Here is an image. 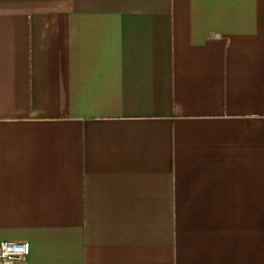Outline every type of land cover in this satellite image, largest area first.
Returning <instances> with one entry per match:
<instances>
[{
    "label": "crops",
    "instance_id": "obj_1",
    "mask_svg": "<svg viewBox=\"0 0 264 264\" xmlns=\"http://www.w3.org/2000/svg\"><path fill=\"white\" fill-rule=\"evenodd\" d=\"M4 239L264 264V0H0Z\"/></svg>",
    "mask_w": 264,
    "mask_h": 264
},
{
    "label": "built area",
    "instance_id": "obj_2",
    "mask_svg": "<svg viewBox=\"0 0 264 264\" xmlns=\"http://www.w3.org/2000/svg\"><path fill=\"white\" fill-rule=\"evenodd\" d=\"M31 252V244L27 240L0 241V264H18L24 261Z\"/></svg>",
    "mask_w": 264,
    "mask_h": 264
}]
</instances>
